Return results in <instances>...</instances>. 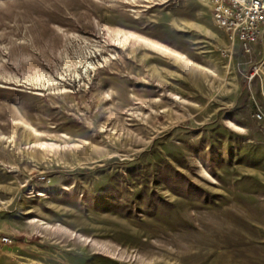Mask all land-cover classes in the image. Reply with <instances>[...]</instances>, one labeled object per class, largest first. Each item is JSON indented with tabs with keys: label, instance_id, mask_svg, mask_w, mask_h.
I'll use <instances>...</instances> for the list:
<instances>
[{
	"label": "rangeland",
	"instance_id": "obj_1",
	"mask_svg": "<svg viewBox=\"0 0 264 264\" xmlns=\"http://www.w3.org/2000/svg\"><path fill=\"white\" fill-rule=\"evenodd\" d=\"M263 58L198 0H0V264H264Z\"/></svg>",
	"mask_w": 264,
	"mask_h": 264
},
{
	"label": "built area",
	"instance_id": "obj_2",
	"mask_svg": "<svg viewBox=\"0 0 264 264\" xmlns=\"http://www.w3.org/2000/svg\"><path fill=\"white\" fill-rule=\"evenodd\" d=\"M208 6L214 23L223 30L243 53L252 56L254 47L264 45V0H198ZM248 85L259 84V96L251 92L253 119L264 133V58L252 64L246 77ZM8 241V240H6Z\"/></svg>",
	"mask_w": 264,
	"mask_h": 264
},
{
	"label": "bare ground",
	"instance_id": "obj_3",
	"mask_svg": "<svg viewBox=\"0 0 264 264\" xmlns=\"http://www.w3.org/2000/svg\"><path fill=\"white\" fill-rule=\"evenodd\" d=\"M129 41V45H136L138 43V41L136 39H131L130 38H125L123 41H120L118 44H116V46L120 47H125V43H127ZM142 46V45H141ZM136 50V49H135ZM138 50V49H137ZM131 51V50H130ZM134 51V50H133ZM135 53V52H134ZM145 56V55H144ZM176 100H180L179 97H175Z\"/></svg>",
	"mask_w": 264,
	"mask_h": 264
},
{
	"label": "water",
	"instance_id": "obj_4",
	"mask_svg": "<svg viewBox=\"0 0 264 264\" xmlns=\"http://www.w3.org/2000/svg\"><path fill=\"white\" fill-rule=\"evenodd\" d=\"M8 249H9V248L5 247L3 250L6 251V250H8ZM17 250H18V248H14V249H13V251H17Z\"/></svg>",
	"mask_w": 264,
	"mask_h": 264
}]
</instances>
